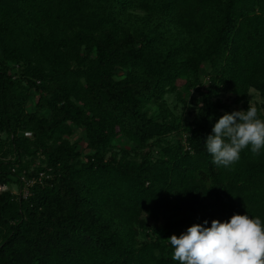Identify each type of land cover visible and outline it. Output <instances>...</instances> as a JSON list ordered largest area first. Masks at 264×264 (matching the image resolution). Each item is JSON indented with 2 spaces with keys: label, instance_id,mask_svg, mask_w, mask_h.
Returning a JSON list of instances; mask_svg holds the SVG:
<instances>
[{
  "label": "trees",
  "instance_id": "trees-1",
  "mask_svg": "<svg viewBox=\"0 0 264 264\" xmlns=\"http://www.w3.org/2000/svg\"><path fill=\"white\" fill-rule=\"evenodd\" d=\"M204 87L193 121L168 108ZM252 90L264 98V0H0V134L16 159L0 183L37 179L27 198L0 194V264H178L167 239L193 224L264 222V149L224 168L204 143L220 97ZM117 143L136 158L107 157Z\"/></svg>",
  "mask_w": 264,
  "mask_h": 264
},
{
  "label": "clouds",
  "instance_id": "clouds-1",
  "mask_svg": "<svg viewBox=\"0 0 264 264\" xmlns=\"http://www.w3.org/2000/svg\"><path fill=\"white\" fill-rule=\"evenodd\" d=\"M207 136L205 147L218 167L230 168L250 146L253 156L264 149V118L256 107L223 114ZM193 224L167 240L178 264H264V222L260 217L233 214L211 226Z\"/></svg>",
  "mask_w": 264,
  "mask_h": 264
},
{
  "label": "rangeland",
  "instance_id": "rangeland-1",
  "mask_svg": "<svg viewBox=\"0 0 264 264\" xmlns=\"http://www.w3.org/2000/svg\"><path fill=\"white\" fill-rule=\"evenodd\" d=\"M141 15V14H140ZM209 83L208 77L205 78V84L207 85ZM208 87H204L201 90H192L189 93H186L183 90L179 91V94L182 95H169L167 96V106L168 108L180 119L183 121H193L199 110L204 105V96L202 95V92L207 91ZM218 99H214L216 102ZM220 100L222 101V105L225 107L219 108V116H222L225 113H231L233 111H246L249 106L256 107L260 113V115L264 116V98L261 96V94L255 90H252L250 92L249 98L240 104H237L234 102V98H229L228 96H222L220 97ZM35 108V104L32 101H29L26 106V110L28 113L32 112ZM149 115L155 116V118L161 120V114L157 108L156 105H150L149 106ZM47 114V113H44ZM70 140L73 143H77L79 146V150L83 154L90 153V150H88V145L85 137V133L81 130H77L76 134L70 138ZM3 146V147H2ZM0 160L4 161H12L15 162V157L8 153V142H7V136L5 134H0ZM134 146L130 143H117V146L114 147L108 154L107 157H111L112 155L121 156L123 151H128L130 156L132 158H136L137 153L133 151ZM7 153V154H6ZM23 167L29 166V170L31 173L35 172L36 168L41 165L42 159H24L23 160ZM32 162V163H30ZM19 165L16 166L17 170L19 169ZM14 180V179H13ZM9 190L14 196H20V192L22 189V186L20 183H16L14 180V183L8 185ZM3 194V193H2ZM146 238L144 234H142L140 240L143 241Z\"/></svg>",
  "mask_w": 264,
  "mask_h": 264
},
{
  "label": "built area",
  "instance_id": "built-area-1",
  "mask_svg": "<svg viewBox=\"0 0 264 264\" xmlns=\"http://www.w3.org/2000/svg\"><path fill=\"white\" fill-rule=\"evenodd\" d=\"M25 136H32L31 133H25ZM45 175V173H41L40 174V180L41 178H43ZM24 187L21 189L20 192V196H22L23 198H27L30 194V189L33 187V185L37 182V179H28L27 177L23 176L21 178ZM9 191V187L7 185H3L0 183V194L8 192Z\"/></svg>",
  "mask_w": 264,
  "mask_h": 264
}]
</instances>
